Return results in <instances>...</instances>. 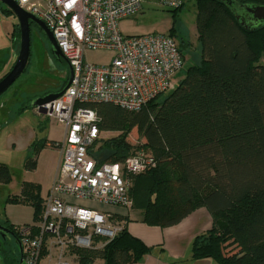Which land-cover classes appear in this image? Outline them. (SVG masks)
Segmentation results:
<instances>
[{
	"label": "trees",
	"instance_id": "trees-1",
	"mask_svg": "<svg viewBox=\"0 0 264 264\" xmlns=\"http://www.w3.org/2000/svg\"><path fill=\"white\" fill-rule=\"evenodd\" d=\"M183 3L162 6L177 12ZM195 8L199 63L184 67L172 90L137 111L109 102L89 103L99 117L100 131L116 134L101 147L98 139L92 150L110 151L105 160L96 156L99 161H122L139 149L156 160V167L136 176V199L146 209L145 222L168 226L194 208L210 212L212 226L193 238L192 259L264 264V24L252 31L242 29L219 0H195ZM1 10L11 15L5 6ZM174 32L169 35L175 39ZM184 44L179 41L182 52ZM49 145L54 147L55 141ZM35 166L36 159L28 158L25 168ZM157 167L172 176L152 181ZM10 177L9 167L0 164V183ZM38 189L30 186L22 194L34 206L35 219L42 206ZM69 249L80 264L95 259L134 264L150 251L124 227L99 248Z\"/></svg>",
	"mask_w": 264,
	"mask_h": 264
},
{
	"label": "built area",
	"instance_id": "built-area-1",
	"mask_svg": "<svg viewBox=\"0 0 264 264\" xmlns=\"http://www.w3.org/2000/svg\"><path fill=\"white\" fill-rule=\"evenodd\" d=\"M51 31L72 70L68 87L43 104L41 114L61 124L64 138L56 177L45 201L36 236L32 226L21 231L24 264H38L43 245L81 249L103 246L122 229L103 212L78 201L130 207L131 179L156 167L144 149L122 161H99L92 147L99 139V117L89 103L109 102L137 111L158 95L172 90L185 66L179 43L169 34L124 35L119 22L140 13L145 0H14ZM175 8L183 0H159ZM108 51L111 60L97 65L87 51ZM95 238L99 240L95 242ZM45 239V241H44ZM56 264H71L61 255Z\"/></svg>",
	"mask_w": 264,
	"mask_h": 264
},
{
	"label": "rangeland",
	"instance_id": "rangeland-1",
	"mask_svg": "<svg viewBox=\"0 0 264 264\" xmlns=\"http://www.w3.org/2000/svg\"><path fill=\"white\" fill-rule=\"evenodd\" d=\"M183 4L184 6L179 11L174 12L172 9L163 7L159 0H145L140 13L121 20L119 28L124 35L149 32L169 34L175 28L176 42L179 43L181 40L186 43L183 46L184 67H188L192 63L197 64L201 57L194 26L195 0H184ZM2 6L0 4V21L3 19L1 16L4 15L1 10ZM47 43L48 45H41L35 38L33 39L26 71L0 96V104L4 103L8 97L12 99L7 103L5 102L3 107L0 106V128L3 122L5 124L0 130V164H8L11 170L10 180L4 184L0 183V223L12 228L40 224L45 201L59 165V148L41 146V143H44L42 125L45 124V117L38 114L33 108H27L21 112L17 110L26 102L27 97L46 90H57L65 82L69 65L64 58L55 56L51 51L49 42ZM0 45L2 48L8 45L4 26L1 22ZM111 57L112 55L108 51L89 50L86 53L87 60L97 65L107 64ZM184 70L177 75L178 79ZM45 128L51 136L62 135L64 131L63 126L53 120L47 122ZM115 135V133L100 131L99 146L101 147L106 139ZM94 150L92 151L93 155L101 160H105L110 154V151L105 148L100 150L95 147ZM30 157L36 159V166L33 170H28L24 166ZM153 173L157 174L151 178L154 182L160 179L166 180L172 176L170 171L166 172L161 167H157ZM30 186L39 187L36 193L40 196L42 206L38 219L34 218V206L25 201L22 195L23 190H25L24 192L28 191ZM11 198H17V201H11ZM38 233L39 229H34L33 232L31 231V236H36ZM55 247L58 248V246ZM44 248L45 245H43L40 257L44 254ZM62 250L61 252L57 249V256L61 255L71 264H80L73 261V258L74 260L77 258V254L73 253L69 247ZM54 258L55 254L52 252L49 258L41 260V264H50ZM95 260L94 264L103 262L101 259ZM0 264H3L1 260ZM88 264H92V262Z\"/></svg>",
	"mask_w": 264,
	"mask_h": 264
},
{
	"label": "crops",
	"instance_id": "crops-1",
	"mask_svg": "<svg viewBox=\"0 0 264 264\" xmlns=\"http://www.w3.org/2000/svg\"><path fill=\"white\" fill-rule=\"evenodd\" d=\"M1 17L3 19L0 22L4 26L8 45H5L3 48L2 45H0V57L2 56L1 52L4 51H8L12 54L11 51L14 49L13 47H15V43L12 41L15 31L14 24L17 23L13 14L8 16L3 15ZM44 120L45 124L42 125V128L44 130V141L46 145L43 146L47 148L51 147L49 142L63 140L65 131L62 132V135L51 136L50 132L45 128V125L50 120L47 118ZM60 156L58 164L60 162ZM136 176H133L131 179L129 193L132 199V205L130 207L106 206L84 200L78 201V203L103 212L107 215L109 220L120 223L130 235L138 238L150 248L149 253L134 264H217L210 259H192L190 256L193 238L209 230L212 226L213 217L210 212L205 207H198L192 209L187 216L173 225L167 226L147 223L144 221L146 209L139 206L141 202L136 199ZM97 247L99 248L101 245H97ZM57 249V247L50 244L45 246L44 254L40 257L38 264H41V260L44 258H49L52 252L55 254V258L54 261L51 260L50 264H56V258L58 257ZM73 261L76 262V259L74 260L73 258ZM95 261H93L92 264H94ZM100 264H103V262Z\"/></svg>",
	"mask_w": 264,
	"mask_h": 264
},
{
	"label": "water",
	"instance_id": "water-1",
	"mask_svg": "<svg viewBox=\"0 0 264 264\" xmlns=\"http://www.w3.org/2000/svg\"><path fill=\"white\" fill-rule=\"evenodd\" d=\"M233 14L234 19L237 21L239 26L246 30L252 31L255 28L264 24V4H249L240 3L237 0H219ZM0 4L5 6L11 14L17 20V24L20 32L19 49L16 57V61L9 70V72L0 79V96L10 87V85L19 77L24 70L29 54H30V31L31 26H35L38 30L46 36L52 53L57 57H62L60 49L51 33V31L45 26V24L29 12L24 11L20 8L14 0H0ZM63 58V57H62ZM72 78V70L69 68V78L64 87L56 93H51L36 101L30 103V107H35L39 112L44 113L45 110L42 108L43 104L60 96L64 90L68 87ZM9 231L8 228L0 223V233L2 231Z\"/></svg>",
	"mask_w": 264,
	"mask_h": 264
},
{
	"label": "flooded vegetation",
	"instance_id": "flooded-vegetation-1",
	"mask_svg": "<svg viewBox=\"0 0 264 264\" xmlns=\"http://www.w3.org/2000/svg\"><path fill=\"white\" fill-rule=\"evenodd\" d=\"M14 27H15V31L13 33V38L14 39H12V41L15 43V47H13L14 49H12V51H11L12 54H10V52H8V51L1 52L2 53V56L0 57V61H1L0 62V69H1L0 79L3 78L9 72V70L13 66L14 62L16 61V57H17V54H18L19 40H20V32H19V27H18V24L17 23L14 24ZM34 38L41 45H46V44L48 45V43H47L48 40H47L46 36L43 35L38 30L37 27L31 26V31H30V47H31V42H33V39ZM29 57H30V54H29ZM28 60H29V58H28ZM27 63H28V61H27ZM26 69H27V64H26L24 70L22 71V73L25 72ZM20 75H19V77H20ZM68 78H69V72H68V75L65 77L64 84L60 88L58 87L57 90H46V91H42V92H40L38 94H35L33 96L27 97L26 102L24 104H22L21 106H19L17 110L21 112V111H23V110H25L27 108H33L37 112V108L30 107V103L33 102V101H36L39 98H42V97H44L46 95H49L51 93L59 92L64 87V85L66 84V82L68 81ZM12 84L10 86H12ZM16 92H14V93H16ZM11 100L12 99H9V97H8V99H6L5 102L7 103V102H9ZM5 102L4 103H1L0 106L3 107L6 104ZM4 125L5 124L3 122L1 124L2 127L0 128V130H2V128L4 127ZM25 164H26V162H25ZM6 165L8 166V164H6ZM2 225L5 226L6 228H8L9 231H4L3 230L2 231V234L0 233V260L3 262V264H24V253H23V246H22V242H21V231L23 229H25L26 227H28V226L24 225V226H22L20 228H12V227H10L8 225H5V224H2ZM32 230L33 229H31V231ZM31 231H30V235H31Z\"/></svg>",
	"mask_w": 264,
	"mask_h": 264
}]
</instances>
